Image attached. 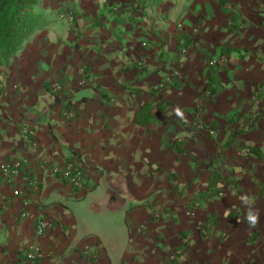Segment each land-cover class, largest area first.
Segmentation results:
<instances>
[{
  "label": "crops",
  "instance_id": "1",
  "mask_svg": "<svg viewBox=\"0 0 264 264\" xmlns=\"http://www.w3.org/2000/svg\"><path fill=\"white\" fill-rule=\"evenodd\" d=\"M35 6L36 28L0 63V166L26 159L0 173V264L29 242L36 264H264V0ZM72 157L82 187L50 171Z\"/></svg>",
  "mask_w": 264,
  "mask_h": 264
},
{
  "label": "built area",
  "instance_id": "2",
  "mask_svg": "<svg viewBox=\"0 0 264 264\" xmlns=\"http://www.w3.org/2000/svg\"><path fill=\"white\" fill-rule=\"evenodd\" d=\"M58 16L60 18H65L67 21H73L75 15L74 11L71 8L62 9L58 11ZM184 38H180V52L184 53L187 50L186 45L184 44ZM81 82V81H80ZM56 88H60V83L56 82L54 84ZM66 115L72 116L73 111L71 109L65 111ZM33 130L26 128L24 135L28 136L32 134ZM26 166V159L24 158H13L3 162L0 166V173L4 175L9 174H16L19 173L23 168ZM50 171L57 175L59 178L63 179L64 181L68 182L74 187H82L85 183V171L82 164L74 157L68 158L67 160L53 164L50 168ZM37 177L33 176L27 180V184L25 185L27 188L37 187ZM22 190L20 187H15L13 189L14 195H20ZM26 203V201H24ZM49 222L40 218L35 223V231L36 233L40 234L44 231V229L48 226ZM44 254V250L40 244L36 242H29L24 247V257L21 262L18 264H36L38 259L42 257Z\"/></svg>",
  "mask_w": 264,
  "mask_h": 264
},
{
  "label": "trees",
  "instance_id": "3",
  "mask_svg": "<svg viewBox=\"0 0 264 264\" xmlns=\"http://www.w3.org/2000/svg\"><path fill=\"white\" fill-rule=\"evenodd\" d=\"M37 0H0V63L6 62L21 45L23 40L28 37L36 28L35 20L39 16L36 9ZM65 9V8H64ZM74 12L76 10L73 9ZM180 39V38H179ZM179 39L177 40L180 46ZM185 41V40H184ZM184 44L187 46L186 41ZM222 57L215 60L216 63L221 61ZM212 66V64H208ZM214 77V76H213ZM209 76L206 89L209 94L217 91L216 83ZM178 144V141L175 140ZM178 146V145H177ZM181 151V147H176ZM251 148H249L250 150ZM253 149V148H252ZM182 246L185 245L183 240Z\"/></svg>",
  "mask_w": 264,
  "mask_h": 264
},
{
  "label": "rangeland",
  "instance_id": "4",
  "mask_svg": "<svg viewBox=\"0 0 264 264\" xmlns=\"http://www.w3.org/2000/svg\"><path fill=\"white\" fill-rule=\"evenodd\" d=\"M36 2H38V0L36 1ZM47 12L48 11H46L45 12V15H48L47 14ZM75 15H76V13H75ZM47 17V16H46ZM43 19V18H42ZM62 19H64V20H66L67 21V19H65V18H62ZM64 22V21H63ZM172 70V69H171ZM180 73H179V70L177 69V70H175V69H173L172 70V75L173 76H178ZM160 82V81H159ZM155 83L154 84V87L157 89V88H160V86L162 85V81H161V85H160V83ZM250 150H249V147L248 146H246V147H244V149H242L241 150V152H242V154L243 155H246L248 152H249ZM217 168H218V166H216ZM216 168H213L212 170L213 171H211L212 172V175H211V178H210V182H211V184H210V190H209V192H211L212 191V194H210L211 196H218V191H217V189H218V187H220V186H216L217 185V183H216V180L214 179V174L216 173L217 174V171L215 170ZM209 192H207V191H204V192H202L199 196H200V198H201V195H203V194H207V193H209ZM87 196V195H86ZM185 238H183V240H184ZM182 242H184V241H182ZM181 245V247L183 248V246H182V244H180ZM181 247L179 248V251L178 252H180V250H181Z\"/></svg>",
  "mask_w": 264,
  "mask_h": 264
},
{
  "label": "clouds",
  "instance_id": "5",
  "mask_svg": "<svg viewBox=\"0 0 264 264\" xmlns=\"http://www.w3.org/2000/svg\"><path fill=\"white\" fill-rule=\"evenodd\" d=\"M258 216L256 214H253L251 211L247 215V220L250 222V224L255 225L257 222Z\"/></svg>",
  "mask_w": 264,
  "mask_h": 264
}]
</instances>
